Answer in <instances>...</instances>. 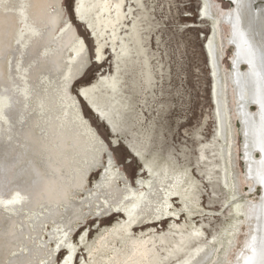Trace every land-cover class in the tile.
<instances>
[{"label": "bare ground", "instance_id": "obj_1", "mask_svg": "<svg viewBox=\"0 0 264 264\" xmlns=\"http://www.w3.org/2000/svg\"><path fill=\"white\" fill-rule=\"evenodd\" d=\"M202 1L206 5L201 15L212 18L220 29L222 19L212 14L210 0ZM62 2L0 0V85L8 82V66L21 83L0 93V264H23L32 260L31 255L45 251L46 247L33 248L28 257L8 260L21 243H28L26 236L30 227L23 221L24 212L37 211L38 206H43L45 213L44 219L36 214V231L40 234L42 224L54 221L49 237L58 250L71 246V236L80 224H86L87 218L122 214L94 243L88 245L87 242L84 249L88 261L82 264H224L222 259L232 250L240 224L232 225L229 233L225 230L220 237L206 234V226H209L206 219L211 213L206 210L200 181L167 163H156V152L150 150L148 137L143 134L140 143L126 146L141 160L144 174L149 177L140 176L133 186L116 170L107 144L82 114L79 96L71 92L75 83L88 72L92 60L67 19ZM151 9L150 0H75L74 3L78 22L96 42L95 62L104 61L107 48L117 64L130 56L133 47L137 55H143L146 83L151 72L140 44V30L144 29L143 22L153 16ZM213 38H209L207 53L213 72L212 95L218 119L215 139L224 144L221 145L222 182L225 189L231 191L228 193L230 205L243 213L242 203L236 198L239 194L236 174L227 170V162L231 164L234 159L232 139L227 142L225 135L229 109L223 88L228 86V81L221 74L220 48L217 51ZM236 41L234 35L230 42ZM220 45L223 46L221 39ZM241 60L243 57L237 50L232 63V81L240 103L246 176L264 188V164H258L257 168L252 158L254 149L264 153V139H256L254 132H262L264 115L252 126L253 115L247 109V102L249 97L254 102L259 101L258 89L248 93V80L237 69ZM117 68L113 74L99 75L90 84L79 87L88 109L108 130L112 129L114 138L119 134L121 111L127 106ZM260 76L262 73L257 77L250 74L249 82L258 84ZM5 127L6 132H3ZM6 137L9 139L5 140ZM104 153L108 158L106 163ZM97 169L102 174L94 183L95 190L91 191L89 179ZM79 191L86 198L73 201ZM248 209L254 226L234 264L264 262V197ZM157 221H165L169 229L158 231L154 224ZM259 223L262 232L258 230ZM81 242L84 243V238ZM54 252L50 250L51 261ZM64 264H71V260Z\"/></svg>", "mask_w": 264, "mask_h": 264}, {"label": "rangeland", "instance_id": "obj_2", "mask_svg": "<svg viewBox=\"0 0 264 264\" xmlns=\"http://www.w3.org/2000/svg\"><path fill=\"white\" fill-rule=\"evenodd\" d=\"M150 2H152L153 16L149 21L143 22L144 29L140 30V44L148 59V68L151 72V78L146 83L142 65L143 55H137L133 47L130 56L117 64L115 63L117 60L105 48L104 61L96 63L94 58L96 42L93 35H90L84 25L78 22L74 14L75 0H63L65 15L75 27L92 60L88 72L75 83L71 92L77 97L80 94L78 98L82 114L97 136L107 144L109 152L111 151L109 157H112L116 170L123 173L133 186L137 185L140 176L146 179L149 177L147 173L144 174L145 169L141 160L127 147L129 144L140 143L143 134L148 137L150 150L156 152V163H167L171 167H176V171L180 170V173L185 171L200 181L206 210L211 213L206 219V223L210 226H206L205 229L208 236L220 237L225 230L229 233L228 229L239 222V228L231 245L232 250L226 252L225 258L222 259L224 264H234L243 248L244 240L254 226V220L248 217V208L251 204H259L262 201L264 188L246 176L243 125L238 112L240 103L232 81V63L239 50L243 60L238 63L237 69L245 74L248 80L246 89L249 94L258 89L259 101L254 102L249 97L247 102V109L253 115L252 126L255 127L257 118L264 115V63H262V46L260 47V40L264 38V0H234V2L210 0L212 14L222 19L220 29H217L219 27L212 18H203L201 15L206 5L205 1L203 3L202 0H150ZM225 18H229L228 21ZM234 35L236 43L230 42ZM209 38H213L217 51L220 48L218 65L223 70L222 76L225 75L228 81V86L226 84V88H223L229 109L225 135L227 134L226 138L227 136L229 138L227 142L232 139L234 159L231 164L227 162V170L236 174L238 184L236 191L239 193L236 198L242 203L243 213L235 209L234 205H230L228 198L230 190L225 189L222 182L221 169L224 165L221 145L224 144L215 139L218 119L216 103L212 95L213 72L207 53V45L211 41ZM220 39L223 43L222 47ZM11 51L15 52V50ZM115 68L118 76L121 77L120 85L127 101V106L121 111L118 119L120 130L116 139L112 129L108 130L102 120L88 109L87 101L84 102V98L79 93V87L90 84L99 75L113 74ZM13 71L9 66L7 67L8 82L1 83L0 93L21 84L17 82L16 77L14 78ZM261 73L258 84L249 82L250 74L257 77ZM8 85L10 87H7ZM262 129L260 134L254 131L258 140L264 139V124ZM4 130L6 132V127L3 128V132ZM106 155L103 154L104 163L108 159ZM252 158L257 168L258 164L260 166L264 164V153L259 149L253 150ZM101 174L100 169L92 172L88 183L91 191L95 190L94 183L100 180ZM77 194L78 197H73V201L79 202L82 198H86L80 191ZM177 203L179 201H176ZM24 213L26 216L23 221L30 227L29 235L26 236V239H29L28 243H21L8 260L14 257H28L33 248L46 247V249L41 254L31 255L32 260L23 264H64L69 259L71 264H82L84 260L88 261L84 249L87 242L88 245L94 243L97 237L119 221L122 215L116 213L111 218H108L110 216H102L100 219L87 218L86 224H80V228H77L71 236V246L58 250L49 237L54 221L42 224L43 229L40 234L36 231V214L44 219L45 208L38 206L37 211L29 210ZM154 224L158 231L169 229L165 221L160 223L157 221ZM258 227L262 232L261 223ZM18 228L22 227L18 225ZM82 238H84L83 244ZM51 249L55 251L52 261ZM15 264L20 263L15 262Z\"/></svg>", "mask_w": 264, "mask_h": 264}, {"label": "crops", "instance_id": "obj_3", "mask_svg": "<svg viewBox=\"0 0 264 264\" xmlns=\"http://www.w3.org/2000/svg\"><path fill=\"white\" fill-rule=\"evenodd\" d=\"M254 18V16L252 17V19ZM254 22V19H253ZM262 46V53H263V62L264 63V38H262V40H260V47Z\"/></svg>", "mask_w": 264, "mask_h": 264}, {"label": "water", "instance_id": "obj_4", "mask_svg": "<svg viewBox=\"0 0 264 264\" xmlns=\"http://www.w3.org/2000/svg\"><path fill=\"white\" fill-rule=\"evenodd\" d=\"M79 94V93H78ZM79 96H80V94H79Z\"/></svg>", "mask_w": 264, "mask_h": 264}]
</instances>
